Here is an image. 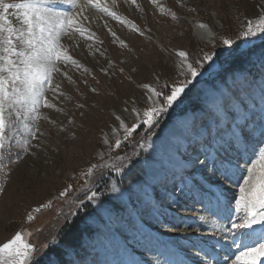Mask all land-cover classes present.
<instances>
[{
    "label": "snow or ice",
    "instance_id": "obj_1",
    "mask_svg": "<svg viewBox=\"0 0 264 264\" xmlns=\"http://www.w3.org/2000/svg\"><path fill=\"white\" fill-rule=\"evenodd\" d=\"M125 2L135 4L136 0ZM151 2L162 14L178 19L158 0ZM177 4L184 6L183 0ZM59 5H68L72 11H61ZM117 5L118 0H0V174H7L5 161L13 141L27 153L33 146L31 140L43 135L36 122L44 119L56 123L42 115V108L64 111L47 94L52 92L53 99L65 95L54 82L60 65L82 67L62 37L71 39L79 34L93 39L94 33L83 25L88 20L86 9L94 8L144 35L135 23L117 15L113 10ZM256 7L260 10L258 18L255 22L248 18L241 21L242 30L235 39L218 36L207 23L198 21L197 38L213 50L197 56L182 49H163L174 57L175 75L163 84L157 76L156 87L144 85L147 102L142 111L133 109L136 122L131 126L121 116L115 117L124 140L143 128L146 135L140 147L152 151L143 159L128 157L126 164L113 170L138 169L142 178L126 187L113 183L109 188L106 182L105 191L111 195L89 189L91 194L85 193L89 203L74 201L63 216L66 223L46 243L35 245L28 239L31 232L16 231L0 244V264H94L86 261L73 243L72 233L81 219L78 210L85 218L99 216L102 220L104 227L98 236L111 250L107 264H264V43L256 46L247 39L238 43L250 37L264 41L259 35L264 34V4ZM10 9L22 10L19 29L6 15ZM234 16L240 20L238 13ZM217 41L222 46L220 51L216 50ZM119 43L127 47L123 40ZM222 57L245 67L229 72ZM64 75L75 83L66 72ZM213 75L220 78L219 83L204 91L199 110L182 111L195 85L201 83L198 78L206 81ZM178 111L181 118L173 119ZM121 144L117 138L110 146L118 149ZM97 167L91 166L84 176L93 177ZM88 183L86 179L82 187ZM4 191L0 186V194ZM67 193L65 189L59 195ZM44 207L34 211L39 213ZM189 208L191 214L182 215V210ZM233 212L237 214L235 220ZM35 219L27 215L29 222ZM218 219L226 220L228 226ZM205 226L211 231H204ZM162 231L169 239L161 238ZM228 240L231 243H226ZM130 244L144 247L143 259L126 258ZM218 249L224 253L222 258Z\"/></svg>",
    "mask_w": 264,
    "mask_h": 264
},
{
    "label": "rangeland",
    "instance_id": "obj_2",
    "mask_svg": "<svg viewBox=\"0 0 264 264\" xmlns=\"http://www.w3.org/2000/svg\"><path fill=\"white\" fill-rule=\"evenodd\" d=\"M5 2L18 3L19 0ZM258 3L264 4V0H183V7L177 4V0H158L159 5L176 14L178 19H173L170 14H162L160 7L151 0H136L135 4L118 0L113 10L117 15L135 23L144 35L94 8L86 9L84 14L88 20L83 21V25L94 33L93 39L88 40L79 34H73L71 39L62 37V43L82 67L77 69L72 65H60L61 72L54 74V82L60 85V91L65 95L53 99L52 92L47 94L49 100L64 111L42 108V115L56 123L44 119L36 122L43 135L39 140H31L33 146L27 153L13 141L5 161L8 164L7 174H0V186L5 188L4 193L0 194V244L11 239L16 231L31 232L28 239L35 245L46 243L66 223L63 216L69 212L74 201L85 200V203H89L85 198V193L91 194L89 189L111 195L105 191L106 182L109 188L113 183L120 187L129 186L123 183V176L129 171L124 169L117 172L113 168L126 164L128 157L143 159L148 154V150L140 147L146 133L140 128L124 140L119 121L115 117L121 116L131 126L136 122L133 109L142 111L147 102L148 89L144 85L156 87L157 76L160 78L159 83L163 84L168 77L175 75L174 57L163 49H182L197 56L213 50L210 44L201 43L195 38L192 23H207L218 36L231 35L235 39L237 32L242 30L241 21L246 22L245 18H248L255 22L258 18ZM58 7L61 11H72L68 5ZM192 8L195 11H190ZM234 13L239 14V21ZM21 14L22 10L18 9H10L6 13L17 29L21 27ZM244 39L254 41L256 46H260L262 41L250 37L242 38L238 43ZM120 40L127 47H121ZM221 47L217 41L216 50L220 51ZM221 59L226 61L224 67L229 72L245 67L242 63L231 62L227 57ZM121 68L124 69L123 73L120 72ZM65 72L75 83L65 77ZM198 79H201V83L195 85L182 111H198L202 106L204 91L220 80L216 75L206 81ZM168 82L171 83V80ZM93 88L97 91L92 92ZM79 104H83V108L78 107ZM125 108L127 112L123 111ZM180 118V111L174 113L173 119ZM70 120L74 123H69ZM26 122L32 123L31 120ZM117 138L122 141L118 149L110 146ZM17 152L20 154L19 159ZM134 153L140 155L134 156ZM117 157L125 159L121 161ZM93 165L98 166L95 175L85 177L84 173ZM86 179L89 181L88 186L82 187ZM65 189H68V193L61 197L59 194ZM41 205L46 207L39 213L35 212ZM196 208L200 206L196 205ZM191 211V208L182 210V215H190ZM78 213L81 217L79 225L89 227L92 232L90 237H83L84 249L88 253L82 257L89 261L93 257L90 254H93L94 260H97L91 262L107 264L111 250L104 247L98 236L104 227L102 220L99 216L85 218L82 210H78ZM28 214L34 215L36 219L29 222ZM236 216L233 212V220ZM218 223L228 226L223 219H218ZM204 231L211 229L205 226ZM163 234L166 235L162 231L161 236ZM226 243H231V240ZM129 249L130 255L126 258H144L145 250L141 245L130 244ZM218 252L222 258L224 253L219 249ZM150 256L151 253L148 254Z\"/></svg>",
    "mask_w": 264,
    "mask_h": 264
},
{
    "label": "trees",
    "instance_id": "obj_3",
    "mask_svg": "<svg viewBox=\"0 0 264 264\" xmlns=\"http://www.w3.org/2000/svg\"><path fill=\"white\" fill-rule=\"evenodd\" d=\"M262 43H264V41H260V45ZM142 175L143 174L138 169L129 171L125 173V175L123 176V179L125 180V182L123 183L127 185L133 184L137 182L138 179L142 178ZM79 224H81L80 221L78 222V225L73 230L72 238H73V243L78 247L80 251V255L82 256L88 253V252H85V249H84L83 237H90L92 232L89 227H81ZM90 255L93 257L90 258L89 261H93L95 256L93 254H90ZM96 260L97 259H95L94 261ZM94 264H99V263L96 262Z\"/></svg>",
    "mask_w": 264,
    "mask_h": 264
},
{
    "label": "bare ground",
    "instance_id": "obj_4",
    "mask_svg": "<svg viewBox=\"0 0 264 264\" xmlns=\"http://www.w3.org/2000/svg\"><path fill=\"white\" fill-rule=\"evenodd\" d=\"M195 25H196V23H192V28H193V31H194V35H195V38L199 41V42H201V43H207L206 41H203V40H199L198 38H197V36H196V31H197V29L195 28ZM213 31H214V29L213 28H211Z\"/></svg>",
    "mask_w": 264,
    "mask_h": 264
}]
</instances>
